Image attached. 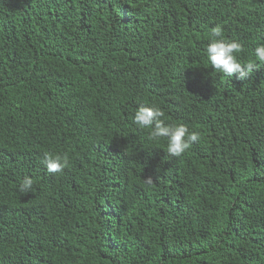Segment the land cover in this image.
I'll use <instances>...</instances> for the list:
<instances>
[{"label": "trees", "instance_id": "1", "mask_svg": "<svg viewBox=\"0 0 264 264\" xmlns=\"http://www.w3.org/2000/svg\"><path fill=\"white\" fill-rule=\"evenodd\" d=\"M217 25L246 63L264 0H0V264H264V66L216 73ZM140 106L200 141L168 156Z\"/></svg>", "mask_w": 264, "mask_h": 264}, {"label": "clouds", "instance_id": "2", "mask_svg": "<svg viewBox=\"0 0 264 264\" xmlns=\"http://www.w3.org/2000/svg\"><path fill=\"white\" fill-rule=\"evenodd\" d=\"M244 50L242 43L235 39L229 40L224 36L220 25L210 31L209 43L206 46L207 63L223 78L232 79L239 74V79H245L254 69L264 66V43L253 50V58L246 63L239 58ZM165 113L158 106H140L131 117L132 124L139 130H148L147 139L153 142L166 141L167 154L180 158L195 143L201 139L197 131H189L185 124H169L164 119ZM49 174L62 173L70 165L69 157L58 153H45L42 161ZM155 183L152 176L144 178V184L151 186ZM33 179L25 176L18 185V192L27 194L33 192Z\"/></svg>", "mask_w": 264, "mask_h": 264}]
</instances>
